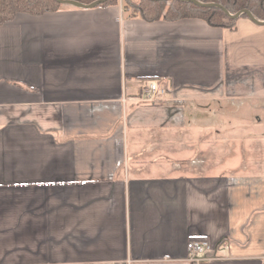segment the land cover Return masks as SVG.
<instances>
[{"label": "crops", "instance_id": "1", "mask_svg": "<svg viewBox=\"0 0 264 264\" xmlns=\"http://www.w3.org/2000/svg\"><path fill=\"white\" fill-rule=\"evenodd\" d=\"M192 240L264 264V24L115 3L1 25L0 264H190Z\"/></svg>", "mask_w": 264, "mask_h": 264}, {"label": "trees", "instance_id": "2", "mask_svg": "<svg viewBox=\"0 0 264 264\" xmlns=\"http://www.w3.org/2000/svg\"><path fill=\"white\" fill-rule=\"evenodd\" d=\"M83 5H89L97 0H69ZM202 4H215L219 7L195 5L184 0H107L98 6L120 3L126 16L140 18L147 22L177 21L181 19H198L213 28L234 31L239 18H247L241 14L233 19L230 16L241 11H248L257 23L264 22V0H196ZM70 5L56 0H0V26L10 22L16 14L27 13L41 15L53 12Z\"/></svg>", "mask_w": 264, "mask_h": 264}, {"label": "built area", "instance_id": "3", "mask_svg": "<svg viewBox=\"0 0 264 264\" xmlns=\"http://www.w3.org/2000/svg\"><path fill=\"white\" fill-rule=\"evenodd\" d=\"M164 91L155 84L146 86L143 90L144 100L148 102L155 101L159 96H162ZM224 248H227L225 245ZM187 262L190 264H211L213 259L210 253L214 251V246L208 240H192L186 245Z\"/></svg>", "mask_w": 264, "mask_h": 264}, {"label": "rangeland", "instance_id": "4", "mask_svg": "<svg viewBox=\"0 0 264 264\" xmlns=\"http://www.w3.org/2000/svg\"><path fill=\"white\" fill-rule=\"evenodd\" d=\"M190 106H192V105H190ZM214 107L216 106V105H213ZM225 108H226V106L224 107V108H222L220 111H218V112H216V115H217V118H214L213 120H211L212 122L210 123V124H206V125H203L202 124V126H201V124L200 125H198L197 123L196 124H194V122L193 123H191L190 125L191 126H193V129H194V126H196V128L194 129V130H197L196 132H195V134L197 133V134H207L206 133V131L208 130V127L210 128V127H212L213 128V130L215 131L216 130V128L218 127V129L220 128V130H221V127H223L224 125H226V124H224V122L221 124V123H219V122H221L222 120L224 121V120H226L227 119V116L229 115L227 112H226V110H225ZM213 109V108H212ZM216 109V111H217V109H220V108H217V106L214 108V110ZM227 109H228V107H227ZM204 111V110H203ZM224 111V112H223ZM195 113V111H194V108L192 107H187V114L189 115V114H191V115H193ZM225 113H227V115L225 114ZM202 115V117H203V115H205V114H201ZM217 123V124H214V123ZM206 126H208V127H206ZM210 130H212V129H210ZM225 133H228V130H226V132ZM190 141H193V143L195 142V140H190ZM189 143V142H188ZM211 145H209L208 147H210ZM207 147V148H208ZM240 149V148H239ZM242 150V149H241ZM241 157H243L244 158V156H241ZM245 158H246V156H245Z\"/></svg>", "mask_w": 264, "mask_h": 264}, {"label": "water", "instance_id": "5", "mask_svg": "<svg viewBox=\"0 0 264 264\" xmlns=\"http://www.w3.org/2000/svg\"><path fill=\"white\" fill-rule=\"evenodd\" d=\"M57 2L59 3H62V4H66V5H71V6H74V7H78V8H93V7H96L98 6L99 4L107 1V0H97L96 2H93L92 4H89V5H83V4H80V3H77V2H74V1H69V0H56ZM184 1H188V2H191L195 5H199V6H205V7H219V5H215V4H202L196 0H184ZM224 13L226 15H228L229 17L233 18V19H236L238 18L241 14H245L247 16V18L249 20H251L252 22L256 23V24H264V22L262 23H257L255 21V19L253 18V16L246 10L244 11H241V12H238L237 14L233 15V16H230L228 14V12L226 10H224Z\"/></svg>", "mask_w": 264, "mask_h": 264}]
</instances>
